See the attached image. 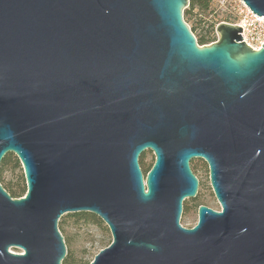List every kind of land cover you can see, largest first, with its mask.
Returning <instances> with one entry per match:
<instances>
[{"label": "water", "instance_id": "95a60500", "mask_svg": "<svg viewBox=\"0 0 264 264\" xmlns=\"http://www.w3.org/2000/svg\"><path fill=\"white\" fill-rule=\"evenodd\" d=\"M241 1L264 20V0ZM187 6L0 0V162L14 154L26 184L20 199L0 185V264H62L74 213L112 238L89 264H264V44L222 22L198 46ZM193 159L220 211L185 228Z\"/></svg>", "mask_w": 264, "mask_h": 264}, {"label": "rangeland", "instance_id": "374dc122", "mask_svg": "<svg viewBox=\"0 0 264 264\" xmlns=\"http://www.w3.org/2000/svg\"><path fill=\"white\" fill-rule=\"evenodd\" d=\"M237 21L238 17L230 1L221 3L219 0H212L207 13L194 15L186 24L189 28L193 26L196 27V33H199L201 30L208 28L211 23H215L217 26L222 22L234 24ZM214 36L215 41H217L218 35L215 32V28ZM140 159H142L147 168H150L154 163V155L150 150L144 151L139 157V160ZM189 165L192 173L198 179L199 185L195 197L196 199H186L182 204L180 225L185 228H192L197 223V208L199 205H204L215 211H220V206L210 187L207 164L201 159H193L190 161ZM21 174L23 175V171L20 165L19 169L9 170L4 178L6 181L9 180L14 182ZM65 233V236L69 240L66 249L72 251L77 258L84 257L89 262L93 260L94 256L100 250L106 248L105 245L108 242V238L111 239L110 233L106 234L102 229L94 225L67 227ZM11 251L21 252L18 249H12Z\"/></svg>", "mask_w": 264, "mask_h": 264}, {"label": "trees", "instance_id": "16d2710c", "mask_svg": "<svg viewBox=\"0 0 264 264\" xmlns=\"http://www.w3.org/2000/svg\"><path fill=\"white\" fill-rule=\"evenodd\" d=\"M212 0H188V6L183 11V19L186 23L188 20H191L196 14H205L209 11V7ZM196 12V13H195ZM216 27L215 23H211L208 28L201 30L199 33H196V27L189 28L193 34L196 43L198 46L208 45L209 43L215 41L214 28ZM20 162L14 154H7L4 156L0 162V185L2 188L9 194L12 199H20L25 196L26 193V184L24 175L14 182L5 180V175L9 170H15L20 168ZM153 165V164H152ZM139 166L142 173L145 175L150 168L145 167L142 159L139 160ZM23 171V170H22ZM196 199V198H195ZM200 206V205H199ZM198 206V207H199ZM198 209V208H197ZM86 225H94L99 227L104 231V233H110L107 226L95 215L90 213H74L63 215L58 222V230L63 237V241L68 245L69 240L65 236L67 227H79ZM112 241V238H108V242L105 247H107ZM90 262L84 257L77 258L72 251L66 249V256L62 261V264H89Z\"/></svg>", "mask_w": 264, "mask_h": 264}, {"label": "built area", "instance_id": "2783aa9c", "mask_svg": "<svg viewBox=\"0 0 264 264\" xmlns=\"http://www.w3.org/2000/svg\"><path fill=\"white\" fill-rule=\"evenodd\" d=\"M219 1L221 3H225L226 1H230L232 3V8L238 17V21L233 25L242 29L239 33L240 37L242 38L240 42H244V44L253 51L260 50L264 44L263 17L253 14L241 0ZM212 43L214 42H211L210 44Z\"/></svg>", "mask_w": 264, "mask_h": 264}]
</instances>
